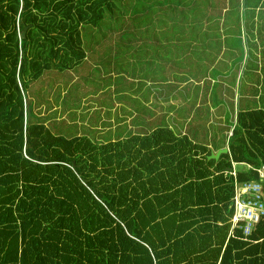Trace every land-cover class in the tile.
I'll return each mask as SVG.
<instances>
[{"label":"trees","instance_id":"1","mask_svg":"<svg viewBox=\"0 0 264 264\" xmlns=\"http://www.w3.org/2000/svg\"><path fill=\"white\" fill-rule=\"evenodd\" d=\"M101 48L121 127L28 104ZM261 165L264 0H0V264H264V215L230 230Z\"/></svg>","mask_w":264,"mask_h":264},{"label":"rangeland","instance_id":"2","mask_svg":"<svg viewBox=\"0 0 264 264\" xmlns=\"http://www.w3.org/2000/svg\"><path fill=\"white\" fill-rule=\"evenodd\" d=\"M107 42L108 41L105 40L104 44H106ZM87 55V61L84 60L81 64H79L73 74H68V72H65L66 75L64 77L63 83L60 82L58 76L55 74L51 75L52 78H50V80H37V83L35 82V84L37 85H34L33 87H38L36 91L33 90L35 93H30L31 99H28L27 102L28 104L31 103L32 106H34V108L38 110V113H41V116L44 117L52 116L53 111L56 112L54 110L55 107H57V109H60L61 105L59 104H62L64 107L71 109V113L69 116L71 118H69V121L65 120L67 113H64L63 117L56 115L60 120L59 122L63 120L69 123H77V121H75V117H77V111L81 112L84 110L85 115H81V118L84 117L83 124L86 125L88 127V130L92 131V133L102 135L103 133L101 131L103 130L113 131L116 128L121 127L122 121L119 120L115 122L114 119L116 117L120 118L123 113L121 112V106H119V104L113 101H107V97H105L104 95H100L101 92L105 90L107 84L106 77H103L104 75L106 76L107 73L104 72H107L108 69H110L106 63L107 55L104 49L101 48L99 53L94 52L88 53ZM52 73L55 72L52 71ZM246 81L247 80L244 79L242 82L247 83ZM238 84L239 81L235 80L234 85L231 86V89L234 90V97L232 100L233 103L236 97H238L236 96V87H238ZM247 85V89L250 88L251 85L248 83ZM79 91L84 94L82 100H80ZM65 92L67 93V95H63ZM93 92H97V94L92 95ZM240 96L241 95L239 94V97ZM151 103H154V99L150 96V102H145V104H149L150 106ZM75 106H77V109L75 108ZM107 106L109 108V111H107ZM153 109L157 111L156 114L159 112L156 108ZM200 116H203V118L194 120L193 123L201 124L203 125V127L209 129H211L212 127L211 125L208 126L209 122L217 124V121H219L220 119L219 117H221L220 115L213 113L208 117V121L203 123L204 115L200 114ZM101 122L104 123L101 125ZM107 122H110L109 127L107 125Z\"/></svg>","mask_w":264,"mask_h":264},{"label":"built area","instance_id":"3","mask_svg":"<svg viewBox=\"0 0 264 264\" xmlns=\"http://www.w3.org/2000/svg\"><path fill=\"white\" fill-rule=\"evenodd\" d=\"M259 181L264 184V165L256 169ZM232 174V173H231ZM264 193L257 183L245 182L234 186L232 196L233 213L230 217V230L241 227L244 236L264 215Z\"/></svg>","mask_w":264,"mask_h":264},{"label":"water","instance_id":"4","mask_svg":"<svg viewBox=\"0 0 264 264\" xmlns=\"http://www.w3.org/2000/svg\"><path fill=\"white\" fill-rule=\"evenodd\" d=\"M24 31H25V29H23V30L21 31V33H20V37L23 36ZM225 152H226V149H225V148H223V149H219V150H217L215 153H210L209 156H208L207 158H208V159H214V160H216V159L218 158V156H219L221 153H225Z\"/></svg>","mask_w":264,"mask_h":264},{"label":"crops","instance_id":"5","mask_svg":"<svg viewBox=\"0 0 264 264\" xmlns=\"http://www.w3.org/2000/svg\"><path fill=\"white\" fill-rule=\"evenodd\" d=\"M88 57L86 56L85 60L87 61Z\"/></svg>","mask_w":264,"mask_h":264}]
</instances>
